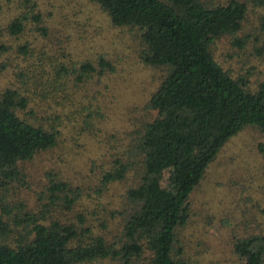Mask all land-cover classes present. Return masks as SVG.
Listing matches in <instances>:
<instances>
[{
  "label": "trees",
  "instance_id": "trees-1",
  "mask_svg": "<svg viewBox=\"0 0 264 264\" xmlns=\"http://www.w3.org/2000/svg\"><path fill=\"white\" fill-rule=\"evenodd\" d=\"M88 1L111 27L127 30L142 64L161 72L143 107L145 116L131 118L123 133L110 134L119 144L107 151L98 189L133 174L118 209L109 211L111 217L118 216L119 235L107 242L95 233L80 188L53 179L44 186V200L35 211L22 201L12 212L6 203L0 208V264H188L175 243L176 230L188 218L189 194L230 136L247 125L264 129V82L251 89L247 76H233L210 48L225 36L236 49L256 40L255 33H240L247 3ZM250 4L258 9L257 29L264 38V0ZM18 10L5 33L26 35L15 48L27 61L15 72L19 86L0 91V190L5 194L23 181L25 164L56 146L64 121L70 123L84 111L80 131L94 126L93 121L100 131L99 107L85 87L90 84L92 89L115 69L101 52L74 62L69 36L54 29L35 4L27 12ZM198 95L202 97L194 100ZM232 251L238 264H263L264 228L234 238Z\"/></svg>",
  "mask_w": 264,
  "mask_h": 264
},
{
  "label": "rangeland",
  "instance_id": "rangeland-1",
  "mask_svg": "<svg viewBox=\"0 0 264 264\" xmlns=\"http://www.w3.org/2000/svg\"><path fill=\"white\" fill-rule=\"evenodd\" d=\"M244 1L248 10L240 33H255L256 40L236 49L230 37L225 36L210 48L223 68L233 76H247L253 89L264 82V38L257 29L258 9L250 0ZM33 4L54 29L69 36L74 62L96 58L101 52L115 69L95 81L92 89L89 90L90 84L85 87L88 98L93 95L96 102H92L99 107L100 131L96 121L94 126L80 131V117H86L84 111L76 116L77 121H64L56 146L25 164L21 184L15 182L7 194L0 190V196L4 194L0 208L6 203L12 212L14 205L22 201L27 209L35 211L44 200V186L49 180L61 179L80 188L82 203L89 210L87 221L94 232L102 234L107 242L114 241L119 235L118 216L111 217L109 211L118 209L124 185L130 183L133 174L122 183L98 189L100 174L109 160L107 151L119 144L110 134L123 133L125 127H130L131 118L145 116L143 107L158 85L161 72L142 64L136 42L127 30L111 27L104 13L88 0H0V44L5 47L0 50V91L19 86L15 72L27 61L15 48L26 35L9 36L5 26L17 8L27 12ZM188 201L187 221L176 230L175 244L182 249L181 257L187 258L188 264H238L232 251L234 238L264 228V129L247 125L230 136L207 165ZM90 264L117 263L99 260Z\"/></svg>",
  "mask_w": 264,
  "mask_h": 264
}]
</instances>
